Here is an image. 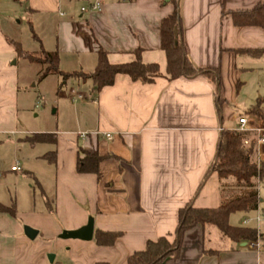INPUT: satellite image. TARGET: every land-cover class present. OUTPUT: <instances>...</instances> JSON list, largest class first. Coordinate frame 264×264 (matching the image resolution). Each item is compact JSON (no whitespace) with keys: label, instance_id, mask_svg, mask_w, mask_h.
I'll use <instances>...</instances> for the list:
<instances>
[{"label":"crops","instance_id":"crops-1","mask_svg":"<svg viewBox=\"0 0 264 264\" xmlns=\"http://www.w3.org/2000/svg\"><path fill=\"white\" fill-rule=\"evenodd\" d=\"M15 1L0 0L6 24ZM20 1L42 49L58 53L59 70L90 73L99 49L110 63L130 62L139 49L142 61L158 64L162 76L142 83L118 74L98 91L89 79L60 78L57 98L76 104L73 115L56 127L25 129L19 119L21 75L13 60L17 41L0 20V145L16 149L7 170L17 173L10 168L18 164L38 189V196L32 185L10 193L3 179L0 203H13L14 214L0 212V264H128L127 257L148 240L172 239L187 203L216 208L230 196L216 172L206 175L221 131L235 129L240 116L264 126L250 112L264 98V27L235 26L230 13L264 0H177L185 54L196 67L217 69L219 102L214 83L202 74L167 79L159 24L174 9L168 0ZM72 91L83 99L71 100ZM239 106L252 116L235 114ZM259 107L264 112V100ZM36 133L53 134L54 140L30 143ZM79 149L103 157L99 177L77 171ZM251 212L231 213L229 223L255 228L256 241L236 242L214 225L197 224L184 235L179 257L165 264H264V217ZM89 217L91 240L59 237ZM24 226L36 230L34 238ZM96 230L120 235L112 245H99Z\"/></svg>","mask_w":264,"mask_h":264},{"label":"trees","instance_id":"trees-1","mask_svg":"<svg viewBox=\"0 0 264 264\" xmlns=\"http://www.w3.org/2000/svg\"><path fill=\"white\" fill-rule=\"evenodd\" d=\"M168 2L174 5V9L169 15L162 18L159 24L160 47L166 56V77L168 80H173L181 76L189 77L202 74L214 83V93L217 101L220 89L218 71L217 69L196 67L188 59L183 45V28L179 4L177 0H168ZM230 15L235 26L264 27V2H259L250 9L231 11ZM13 44L17 56H23L30 62L45 65L44 71L40 74L41 79L50 74L59 75L63 80L77 77L83 80L89 79L92 82L94 91L111 85L118 74L128 75L132 80L142 83H151L156 77L162 76L158 64L142 61L139 49L135 51L134 60L125 63H110L106 52L99 49L94 70L90 73H83L59 70L58 53L56 51L50 52L40 48L36 52H28L23 50L17 42ZM38 52L40 56H37ZM263 100L264 98L258 101V105L250 110L261 120H264V112L259 106ZM246 138L249 139L248 144H244ZM27 139L30 143L51 142L54 140L53 134L50 133H36ZM255 152V137H251L250 133L223 129L214 160L206 175L210 171L216 172L220 183L223 180L230 179L233 181V185L241 188L239 194L223 198L216 208L195 207L190 202L187 203L178 212V222L172 239L165 235L154 240H148L143 250L135 251L127 257V263L165 264L170 260H176L180 254L184 235L197 224L214 225L222 236L236 242L256 241L258 232L255 228L233 226L229 223L231 213L257 209L259 198L256 180L264 179V161L258 167L256 161L252 158ZM102 158L96 153L79 149L76 162L77 171L80 173H94L99 177V163ZM0 212L14 214L13 203L10 205L0 203ZM119 235L118 232L96 230L94 238L99 245H112ZM96 264L108 263L97 262Z\"/></svg>","mask_w":264,"mask_h":264},{"label":"rangeland","instance_id":"rangeland-1","mask_svg":"<svg viewBox=\"0 0 264 264\" xmlns=\"http://www.w3.org/2000/svg\"><path fill=\"white\" fill-rule=\"evenodd\" d=\"M12 10L7 24L0 17L4 31L12 39L19 42L23 49L29 51L40 50L42 48L41 42L38 39L40 33L34 26L32 17L27 15L25 3L20 0L15 1ZM37 56H40L39 52ZM13 60H16V66L21 75L19 85V119L21 121L20 124L25 129L56 127L66 120L65 116L73 115V108L76 107V104L69 103L66 100H58L57 98V84L61 82L59 75L50 74L41 79L40 74L44 71V64L30 62L23 56H17ZM56 108H58V111H56ZM246 110L247 108L239 106L234 112L237 115L244 113L252 116ZM250 135L251 137H255L254 133H250ZM15 150L12 145L5 144V142L0 145V196H4L5 193L2 188L4 178L7 179L6 183L11 190L10 193H13L15 190L18 192L19 190H26L32 185L38 196V189L31 178L23 172L18 171L14 173L7 170L9 164L13 161L12 153L13 151L15 153ZM252 158L256 159V152ZM16 176H18L17 179L19 176L21 179L17 180ZM220 184L224 189L229 188L230 196L238 195L241 191V188L233 185L234 183L230 179L223 180ZM256 189L259 198L264 200V179L256 180ZM258 206V212L252 210L251 215L255 217L257 214H261L264 217V201L258 202ZM234 216L236 217V221L240 218V214L238 213L234 214Z\"/></svg>","mask_w":264,"mask_h":264},{"label":"built area","instance_id":"built-area-1","mask_svg":"<svg viewBox=\"0 0 264 264\" xmlns=\"http://www.w3.org/2000/svg\"><path fill=\"white\" fill-rule=\"evenodd\" d=\"M98 5L97 4H93L91 6V8H97ZM84 9V8H82ZM70 99L73 100V99H83V95L81 94H76L75 92H71L70 93ZM236 131H239V132H248V133H254L255 134V141H256V163H257V166L260 167L261 166V163L264 161V150L261 149V147L264 146V126L261 125V126H255V125H252L245 116H240L238 118V124L237 126L235 127ZM86 132H80L79 135L81 137H85L86 136ZM105 136L110 139L112 137V135L110 133H106ZM249 143V139L246 138L244 139V144H248ZM12 171H20L21 168L18 164H15L13 166H11L10 168ZM252 244L254 245L255 243L252 242ZM257 245V243H256Z\"/></svg>","mask_w":264,"mask_h":264},{"label":"water","instance_id":"water-1","mask_svg":"<svg viewBox=\"0 0 264 264\" xmlns=\"http://www.w3.org/2000/svg\"><path fill=\"white\" fill-rule=\"evenodd\" d=\"M24 232L26 236L31 239L34 238L36 235V230L32 229L29 226H24ZM59 237L62 239L91 240L93 237V219L89 217L87 223L78 229L63 230L60 233ZM52 257V254L48 256L50 261H52Z\"/></svg>","mask_w":264,"mask_h":264}]
</instances>
